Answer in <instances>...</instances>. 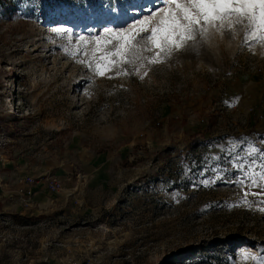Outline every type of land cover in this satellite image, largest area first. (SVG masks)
Instances as JSON below:
<instances>
[{
    "label": "rangeland",
    "instance_id": "374dc122",
    "mask_svg": "<svg viewBox=\"0 0 264 264\" xmlns=\"http://www.w3.org/2000/svg\"><path fill=\"white\" fill-rule=\"evenodd\" d=\"M161 1L0 0V264H262L264 41L212 28L150 63L143 33L96 70L102 28Z\"/></svg>",
    "mask_w": 264,
    "mask_h": 264
},
{
    "label": "snow or ice",
    "instance_id": "6c2138e0",
    "mask_svg": "<svg viewBox=\"0 0 264 264\" xmlns=\"http://www.w3.org/2000/svg\"><path fill=\"white\" fill-rule=\"evenodd\" d=\"M164 3L168 5L167 10L155 26L140 25L131 32L109 30L112 37L109 40L96 37L97 47L92 50V57L97 62L98 74L104 75L116 63H131L130 53L134 59H140L134 49L138 45L137 38H143V33H149L148 40L157 50L150 63L162 62V58L185 49L189 41L196 40L197 34L204 36L212 28L221 32L225 28L235 31L236 25H245L246 40L264 41V0H164ZM80 39L83 41L84 37ZM113 40L116 44L110 49L108 45L113 44ZM101 51L102 55L98 56ZM80 62L92 67L90 61ZM259 259L264 264V257Z\"/></svg>",
    "mask_w": 264,
    "mask_h": 264
},
{
    "label": "bare ground",
    "instance_id": "6f19581e",
    "mask_svg": "<svg viewBox=\"0 0 264 264\" xmlns=\"http://www.w3.org/2000/svg\"><path fill=\"white\" fill-rule=\"evenodd\" d=\"M154 3H155V1L153 2V4ZM160 4L167 5L166 3H164V0L161 1ZM143 10H144V12H147V11H150L151 9H149V6H148L147 8L145 7ZM51 28L53 30H56V31H62V30H66L67 28H69V26L66 23H64V22H56V23H54V24L51 25ZM113 29H115V27H113V24H108V25H106V26H104L102 28V32H109V30H113ZM77 33L82 34L79 30L77 31ZM218 54H220V52H218ZM243 249H245L246 252H251L252 251L250 249V247H245Z\"/></svg>",
    "mask_w": 264,
    "mask_h": 264
},
{
    "label": "trees",
    "instance_id": "16d2710c",
    "mask_svg": "<svg viewBox=\"0 0 264 264\" xmlns=\"http://www.w3.org/2000/svg\"><path fill=\"white\" fill-rule=\"evenodd\" d=\"M1 5V4H0Z\"/></svg>",
    "mask_w": 264,
    "mask_h": 264
}]
</instances>
